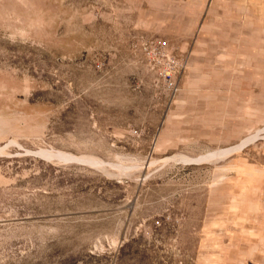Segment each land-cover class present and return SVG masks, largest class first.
Returning <instances> with one entry per match:
<instances>
[{"label":"rangeland","instance_id":"obj_1","mask_svg":"<svg viewBox=\"0 0 264 264\" xmlns=\"http://www.w3.org/2000/svg\"><path fill=\"white\" fill-rule=\"evenodd\" d=\"M0 264H264V0H0Z\"/></svg>","mask_w":264,"mask_h":264},{"label":"bare ground","instance_id":"obj_2","mask_svg":"<svg viewBox=\"0 0 264 264\" xmlns=\"http://www.w3.org/2000/svg\"><path fill=\"white\" fill-rule=\"evenodd\" d=\"M212 155H214V154H212ZM212 155H210V156H212ZM212 159V158H211ZM92 162V161H91Z\"/></svg>","mask_w":264,"mask_h":264}]
</instances>
